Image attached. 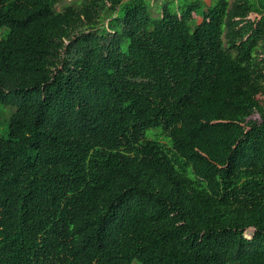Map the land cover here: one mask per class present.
Instances as JSON below:
<instances>
[{"label": "trees", "instance_id": "trees-1", "mask_svg": "<svg viewBox=\"0 0 264 264\" xmlns=\"http://www.w3.org/2000/svg\"><path fill=\"white\" fill-rule=\"evenodd\" d=\"M62 1L0 0V264H264V0Z\"/></svg>", "mask_w": 264, "mask_h": 264}, {"label": "rangeland", "instance_id": "rangeland-1", "mask_svg": "<svg viewBox=\"0 0 264 264\" xmlns=\"http://www.w3.org/2000/svg\"><path fill=\"white\" fill-rule=\"evenodd\" d=\"M73 0H64L56 5V9L60 10L68 3L72 2ZM75 1V0H74ZM81 1V0H78ZM207 4L211 3V0H204ZM198 21L201 22V18L198 17ZM15 107H5L2 109L0 105V137L4 136L5 131L7 130L8 123L10 120L11 115L14 113ZM253 234V229H250L246 232V237L251 238Z\"/></svg>", "mask_w": 264, "mask_h": 264}]
</instances>
